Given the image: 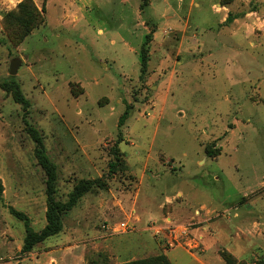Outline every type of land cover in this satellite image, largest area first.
<instances>
[{"label":"rangeland","instance_id":"obj_1","mask_svg":"<svg viewBox=\"0 0 264 264\" xmlns=\"http://www.w3.org/2000/svg\"><path fill=\"white\" fill-rule=\"evenodd\" d=\"M160 255L264 264V0H0V264Z\"/></svg>","mask_w":264,"mask_h":264},{"label":"trees","instance_id":"obj_2","mask_svg":"<svg viewBox=\"0 0 264 264\" xmlns=\"http://www.w3.org/2000/svg\"><path fill=\"white\" fill-rule=\"evenodd\" d=\"M231 16L228 15L226 20H230ZM146 38L149 39V35H146ZM142 52L144 55H142L141 59V70H144L146 67V49L143 47ZM13 86V96L16 101L22 104H26L27 101L24 99L22 96L18 85L14 82H12ZM127 111H125L118 120V125H122L124 120L127 118ZM52 166H48L49 173L51 172L52 174ZM51 169V170H50ZM53 179L54 177H50L48 183H47V194H48V207H47V218H48V223L47 225L41 229L40 231H34L30 226H29V221L28 219L23 216L22 214L16 213L17 216L20 218L22 217L24 220L25 224V236L23 239L21 251L22 252H28L30 251L33 246L46 238L57 234L60 229H61V223L58 217V212L63 210V209H70L74 206L76 203L77 199L84 193L86 185L91 186L92 182L90 181H82L81 185H77L74 190L70 193L69 199L66 203L60 204L57 202H54L51 198V193H52V186H53ZM131 264H170V262L166 259V257L160 255L156 256L155 258H151L148 260H137L132 262Z\"/></svg>","mask_w":264,"mask_h":264},{"label":"water","instance_id":"obj_3","mask_svg":"<svg viewBox=\"0 0 264 264\" xmlns=\"http://www.w3.org/2000/svg\"><path fill=\"white\" fill-rule=\"evenodd\" d=\"M20 61L18 59H13L10 63V70H9V73L11 75H13L14 73H16V69L19 65Z\"/></svg>","mask_w":264,"mask_h":264}]
</instances>
